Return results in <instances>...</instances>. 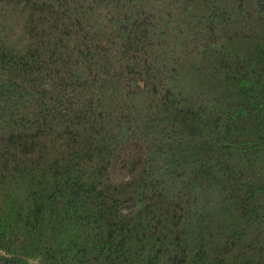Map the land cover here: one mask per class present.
<instances>
[{
	"label": "trees",
	"instance_id": "1",
	"mask_svg": "<svg viewBox=\"0 0 264 264\" xmlns=\"http://www.w3.org/2000/svg\"><path fill=\"white\" fill-rule=\"evenodd\" d=\"M0 264H264V0H0Z\"/></svg>",
	"mask_w": 264,
	"mask_h": 264
}]
</instances>
